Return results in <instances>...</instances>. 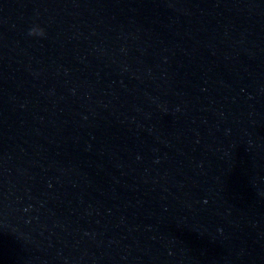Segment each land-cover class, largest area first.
Wrapping results in <instances>:
<instances>
[{
	"label": "water",
	"instance_id": "95a60500",
	"mask_svg": "<svg viewBox=\"0 0 264 264\" xmlns=\"http://www.w3.org/2000/svg\"><path fill=\"white\" fill-rule=\"evenodd\" d=\"M0 264H264V0H0Z\"/></svg>",
	"mask_w": 264,
	"mask_h": 264
},
{
	"label": "clouds",
	"instance_id": "9594fccd",
	"mask_svg": "<svg viewBox=\"0 0 264 264\" xmlns=\"http://www.w3.org/2000/svg\"><path fill=\"white\" fill-rule=\"evenodd\" d=\"M28 35L32 37H45L46 31L44 28L40 27L39 25H34L28 31Z\"/></svg>",
	"mask_w": 264,
	"mask_h": 264
}]
</instances>
